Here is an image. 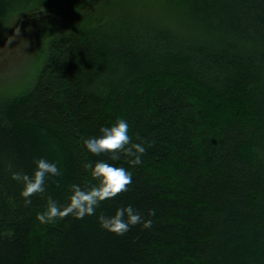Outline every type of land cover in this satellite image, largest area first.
<instances>
[{"label":"trees","instance_id":"trees-1","mask_svg":"<svg viewBox=\"0 0 264 264\" xmlns=\"http://www.w3.org/2000/svg\"><path fill=\"white\" fill-rule=\"evenodd\" d=\"M144 3L136 17L111 0H0V27L75 12L31 84L0 96V264H264V0ZM117 119L145 146L141 164L85 147ZM40 158L61 175L25 207L11 173L32 176ZM97 161L129 171L128 190L40 223L48 196L64 206L70 185L97 183L83 168ZM129 205L152 226L101 228Z\"/></svg>","mask_w":264,"mask_h":264},{"label":"clouds","instance_id":"clouds-1","mask_svg":"<svg viewBox=\"0 0 264 264\" xmlns=\"http://www.w3.org/2000/svg\"><path fill=\"white\" fill-rule=\"evenodd\" d=\"M100 133L99 137H90L84 140L85 147L93 155L99 156L108 153L111 160L117 161L123 154L130 158L128 163L131 165L135 166L142 163L146 148L142 143L132 141L129 135V124L126 120L117 119L112 126L101 127ZM34 163L36 168L32 176L19 171L11 173V179L24 185L20 195L24 198L25 207L31 205L32 196L44 194L46 177L61 175L56 163L43 158L35 160ZM11 167L9 164V168ZM83 168L97 183L86 182L84 187L78 184L70 185V202L64 206L48 196L46 210L36 216L40 223L55 222V220L63 219L69 215L77 219H83L86 215H95L97 207L104 200L115 198L119 193L127 191V186L132 182V174L129 171L105 161H97L94 166L92 162H86L83 164ZM155 211L152 209L149 215H155ZM98 222L101 228L116 235H124L132 226L137 224H142L143 228L152 226V220L143 219L140 213L130 205L117 208L112 216L99 215Z\"/></svg>","mask_w":264,"mask_h":264},{"label":"rangeland","instance_id":"rangeland-1","mask_svg":"<svg viewBox=\"0 0 264 264\" xmlns=\"http://www.w3.org/2000/svg\"><path fill=\"white\" fill-rule=\"evenodd\" d=\"M145 0H111L119 11L124 4L133 3L141 10L136 17L146 14ZM44 3V2H43ZM42 3V4H43ZM40 2L38 5H42ZM44 7L57 9L53 2H45ZM58 10V9H57ZM50 12L39 15H22L11 18L0 27V96L13 90L25 89L31 84L32 77L41 64L46 52L48 37L57 31L66 30L74 24L75 12L69 8L64 15L49 17ZM32 14V13H30ZM45 17L47 24L41 25L39 18Z\"/></svg>","mask_w":264,"mask_h":264}]
</instances>
